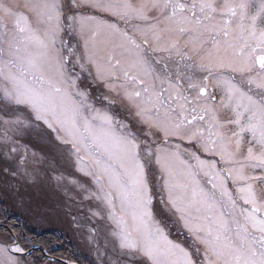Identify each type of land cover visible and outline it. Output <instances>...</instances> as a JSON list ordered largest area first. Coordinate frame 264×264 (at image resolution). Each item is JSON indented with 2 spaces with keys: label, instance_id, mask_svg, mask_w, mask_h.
Returning a JSON list of instances; mask_svg holds the SVG:
<instances>
[{
  "label": "snow or ice",
  "instance_id": "6c2138e0",
  "mask_svg": "<svg viewBox=\"0 0 264 264\" xmlns=\"http://www.w3.org/2000/svg\"><path fill=\"white\" fill-rule=\"evenodd\" d=\"M0 113L21 165L19 126L65 146L139 264H264V0H0Z\"/></svg>",
  "mask_w": 264,
  "mask_h": 264
},
{
  "label": "rangeland",
  "instance_id": "374dc122",
  "mask_svg": "<svg viewBox=\"0 0 264 264\" xmlns=\"http://www.w3.org/2000/svg\"><path fill=\"white\" fill-rule=\"evenodd\" d=\"M83 83L90 86L87 79ZM91 87L99 93L95 86ZM0 128L2 133L3 128ZM10 135L16 141L17 148L27 149V159L21 165V151L13 153L12 158H9L0 146V172L4 174L3 179L13 185H4L0 174V192L5 200L6 188H9L13 212L24 214L17 216L31 220L37 229L59 232L67 237L74 235L75 238H72L80 245L82 252L92 255L97 264H139L138 257L125 254L114 245L109 223L93 216V212L98 210L97 204L86 198L88 193L85 191L91 187L90 180L78 172L67 158L65 146L41 127L28 130L19 126ZM35 198L38 203L45 201L47 207L45 205L37 211L36 206V212L40 214L28 215L26 212L31 210ZM167 224L173 239L191 245V239L178 223L168 219ZM172 228L176 229V235L171 231ZM6 236L5 232L0 233V243L6 240Z\"/></svg>",
  "mask_w": 264,
  "mask_h": 264
},
{
  "label": "trees",
  "instance_id": "16d2710c",
  "mask_svg": "<svg viewBox=\"0 0 264 264\" xmlns=\"http://www.w3.org/2000/svg\"><path fill=\"white\" fill-rule=\"evenodd\" d=\"M3 177L4 174H1V181L4 185L12 187L13 185L5 181ZM16 180L17 182L19 181L18 178ZM6 189V199L0 201V233L2 231L6 233L7 236L5 238L7 241H11L13 237H17L20 245L25 248L26 251H31L35 246H40L47 252L48 255L57 259H63L77 264H97L92 256L88 254L90 256L89 257L88 255L82 253V249L80 248V245L76 243V240L73 242L70 238L66 237V235L59 232L37 229L32 221L30 222L27 218L14 217V215L24 214H17L13 212L14 205L12 203L11 192L9 191V188ZM45 205V201L43 203L39 201L38 203L35 198L30 206L31 210L26 212V214L39 215L40 213L38 214L36 212V206L38 207V211L40 208L43 209V206ZM171 231L174 235H176L175 228H172ZM72 237H74V235ZM88 250L92 251L89 247ZM32 259H34L33 262L31 261ZM27 261L31 264H64L50 261L40 249H34L31 255L26 256V262Z\"/></svg>",
  "mask_w": 264,
  "mask_h": 264
}]
</instances>
